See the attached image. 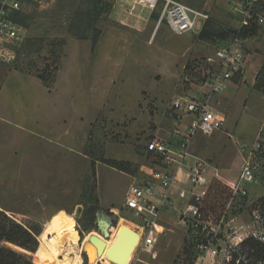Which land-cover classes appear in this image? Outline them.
Returning a JSON list of instances; mask_svg holds the SVG:
<instances>
[{
  "label": "rangeland",
  "instance_id": "1",
  "mask_svg": "<svg viewBox=\"0 0 264 264\" xmlns=\"http://www.w3.org/2000/svg\"><path fill=\"white\" fill-rule=\"evenodd\" d=\"M131 1L104 0L108 10L96 23L100 33L88 31L97 36L93 43L65 32L76 13L89 12L81 0H22L17 21L27 30L26 40H34L15 46L9 63L0 62V211L37 233V245L32 256L8 241L0 246L33 264H87L83 243L99 235V211L112 217L113 227L96 264H129L141 239L139 220L123 207L109 211V203H119L130 185L145 181L142 165L161 166L145 150L149 139L172 140L187 126L175 102L195 88L197 62L222 42L197 39L202 25L209 18L225 29L241 23L233 10L240 0H175L207 14L194 31L178 35L164 21L157 24L163 0L141 17L127 12ZM257 7L250 18L256 30L243 37L244 73L216 104L226 114L224 127L199 131L189 147L213 177L205 205L217 213L235 203L229 186L241 167V146L264 143V6ZM260 176L246 185L254 206H264V170ZM173 207L162 210L160 217L169 215L159 220L155 245L139 253L140 264H216L212 249L198 248Z\"/></svg>",
  "mask_w": 264,
  "mask_h": 264
},
{
  "label": "built area",
  "instance_id": "2",
  "mask_svg": "<svg viewBox=\"0 0 264 264\" xmlns=\"http://www.w3.org/2000/svg\"><path fill=\"white\" fill-rule=\"evenodd\" d=\"M259 1L240 0L233 8L241 15L238 30L251 18ZM158 3L159 0H132L126 9L129 14L141 17L142 10L152 12ZM21 8L22 0H0V62L12 61L13 48L27 37L26 28L17 21ZM206 18L207 14L181 2L163 0L157 24L164 21L174 34L181 35L194 31L199 19ZM243 42L236 34L197 62L195 88L175 102L183 108V117L189 121L182 134L177 130L172 140L152 137L146 142V152L160 159L161 166H144L146 169L143 167L142 171L150 180L130 185L124 196V207L139 220L141 234L129 264L142 262L139 253L156 243L162 226L159 223L162 210L176 206L179 200L183 205L173 207L179 222L192 229L200 250L207 253L212 249L210 258L216 264H264V251L256 254L257 246L264 249V206L248 203L246 186L262 178L259 173L264 170V143L257 141L254 145L241 146V167L235 183L229 186L230 197L235 198V203L228 202L217 209L218 213L205 205L213 177L207 173L206 163L189 151L199 131L210 134L224 127L226 114L216 104L227 86L244 73ZM212 176L218 178L216 173Z\"/></svg>",
  "mask_w": 264,
  "mask_h": 264
},
{
  "label": "trees",
  "instance_id": "3",
  "mask_svg": "<svg viewBox=\"0 0 264 264\" xmlns=\"http://www.w3.org/2000/svg\"><path fill=\"white\" fill-rule=\"evenodd\" d=\"M83 5L88 6L89 12L84 15H78L75 14L71 21L67 24V28L65 29V32L69 33L71 36L77 39H91L94 43V41H97L96 34L92 35L91 32L97 31L96 23L100 16L103 13H106L108 10V6L106 3H104V0H81ZM186 2L190 3L191 5H195L194 1L192 0H186ZM257 8H262L264 6V0H260L256 6ZM110 6V5H109ZM255 6V7H256ZM86 9V8H85ZM159 15V11H155L152 14L153 19L157 18ZM20 21L22 19H19ZM23 21V20H22ZM256 26L253 24L251 19L247 20L246 24L241 27L240 30L236 29H225L220 24H218L213 19H207L205 23L202 25L200 31L197 33V39L205 41L207 43H214L215 41L219 40L222 41L221 43L228 41L230 38H232L234 35L238 34L243 39L244 36L247 34H252L255 32ZM97 33H100L98 30ZM230 35V38L226 40ZM34 39H25L20 47H24V45L27 42H31ZM36 40V39H35ZM43 39H40V42H42ZM39 42V43H40ZM64 44V41H61V45ZM37 77L45 82V76L38 74ZM236 80V79H235ZM234 80V81H235ZM148 154L153 155L150 152H147ZM109 164H112L115 166V161L110 162ZM264 205V202H263ZM112 228V227H111ZM37 233L27 231L18 224H15L11 222L10 217L6 215L3 211H0V243L2 241H8L10 243H14L19 245L20 251L25 252L26 250L33 251L31 253H34L37 241L34 238V236ZM77 234H79L77 232ZM41 236V233L40 235ZM251 245L254 246V242H251ZM256 245V244H255ZM25 249H23V248ZM256 254L260 255L263 253L264 249L257 246ZM25 254L23 253H17L14 250H12L9 247L0 246V264H33L29 259L25 258ZM192 264V263H190Z\"/></svg>",
  "mask_w": 264,
  "mask_h": 264
},
{
  "label": "water",
  "instance_id": "4",
  "mask_svg": "<svg viewBox=\"0 0 264 264\" xmlns=\"http://www.w3.org/2000/svg\"><path fill=\"white\" fill-rule=\"evenodd\" d=\"M112 216L114 218H118L117 214L115 215L113 214ZM96 223H97L96 227L98 230L97 233L101 237L106 239V237L109 235V231L107 229L109 227H113L112 217L99 211V213L98 212L96 213ZM104 247H105V242L99 236L91 234L88 241H85V243H83V248H82V251L86 256L87 263L93 260L96 256H100L103 253Z\"/></svg>",
  "mask_w": 264,
  "mask_h": 264
},
{
  "label": "crops",
  "instance_id": "5",
  "mask_svg": "<svg viewBox=\"0 0 264 264\" xmlns=\"http://www.w3.org/2000/svg\"><path fill=\"white\" fill-rule=\"evenodd\" d=\"M159 25H160V23H159ZM189 161L192 162L193 159H189ZM143 167H144V165L141 166V170H142ZM146 177H147V178H146ZM146 177H145V179H144L145 181L150 180V178H149L147 175H146ZM145 181H144V182H145ZM140 183H142V182H140ZM123 200H124V199H121V201H120L119 203L116 202V204H111V203H109V205H110V206H109V211H112V210H113V211H114V210H115V211H117V210H121L122 207L125 208V207H124V204H123ZM125 209H127V208H125ZM165 212H166L167 215H164V214H163L162 217H160V218H163V220L169 215L168 211H165ZM117 215H118V214H117ZM118 216H119V215H118ZM160 224H161V223H160ZM136 225L138 226L139 224H136ZM161 225H162V224H161ZM78 264H81V261H80V263H78ZM87 264H88V263H87Z\"/></svg>",
  "mask_w": 264,
  "mask_h": 264
},
{
  "label": "bare ground",
  "instance_id": "6",
  "mask_svg": "<svg viewBox=\"0 0 264 264\" xmlns=\"http://www.w3.org/2000/svg\"><path fill=\"white\" fill-rule=\"evenodd\" d=\"M74 219V218H73ZM111 235V234H110ZM97 236H99L104 242H105V238H103V237H101L100 235H97ZM110 237V236H109ZM108 237V238H109ZM82 241L83 240H81V242L79 243L81 246H82ZM105 244H106V242H105ZM105 248V247H104ZM87 249H88V247H87ZM78 263H80V260H78V262L76 263V264H78ZM97 262L95 261V258L93 259V260H91V261H89V263L88 264H96Z\"/></svg>",
  "mask_w": 264,
  "mask_h": 264
},
{
  "label": "flooded vegetation",
  "instance_id": "7",
  "mask_svg": "<svg viewBox=\"0 0 264 264\" xmlns=\"http://www.w3.org/2000/svg\"><path fill=\"white\" fill-rule=\"evenodd\" d=\"M86 257V256H85Z\"/></svg>",
  "mask_w": 264,
  "mask_h": 264
}]
</instances>
